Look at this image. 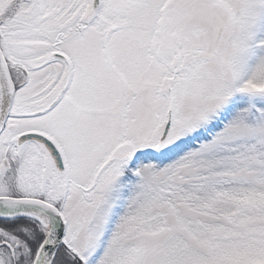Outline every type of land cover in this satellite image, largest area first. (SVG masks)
<instances>
[{
    "label": "snow or ice",
    "instance_id": "obj_1",
    "mask_svg": "<svg viewBox=\"0 0 264 264\" xmlns=\"http://www.w3.org/2000/svg\"><path fill=\"white\" fill-rule=\"evenodd\" d=\"M0 264H264V0H0Z\"/></svg>",
    "mask_w": 264,
    "mask_h": 264
}]
</instances>
